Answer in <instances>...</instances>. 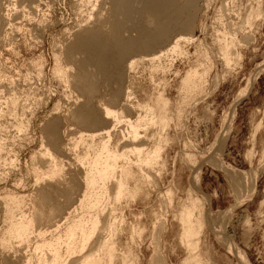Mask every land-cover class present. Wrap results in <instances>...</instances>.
<instances>
[{
	"label": "bare ground",
	"instance_id": "1",
	"mask_svg": "<svg viewBox=\"0 0 264 264\" xmlns=\"http://www.w3.org/2000/svg\"><path fill=\"white\" fill-rule=\"evenodd\" d=\"M204 1L74 0L71 6L74 17L70 21V14L57 20L53 18V8L59 2L65 6L66 0H0L2 43L9 34L7 27L12 30L20 13L30 20L37 13L45 17L34 28L38 33L37 44L42 47L45 34L66 24L61 40L52 34V71L62 81L63 91L58 93V104L50 111L51 118L44 127V139L59 156L49 148L38 154L41 160H47L46 166L41 161L44 168H40L41 162L38 167L39 157H32L34 181L40 187L34 194L30 193V204L22 192L3 190L5 227L0 231V264H132L134 259L129 263L133 257L131 249L123 239L129 234L133 238L139 230L129 223L126 211L130 207L125 202L142 194L145 182L151 179L149 170L162 158L164 145L160 142L172 121L181 116L180 112L176 117L171 115L170 101L162 91L155 98L142 101L136 89L141 87L143 73L149 74L151 84L158 79L162 82L178 60L190 57L188 48L198 41L192 32L196 10L201 11L210 2ZM237 1L225 0L221 5L222 29L221 26L216 29L220 57L227 69H232L240 60L237 36L243 34L244 27L252 23L255 15L252 8L245 13L241 27L235 25L236 28L232 23L228 29L227 24L231 22L226 24L225 18ZM205 55L209 60V55ZM36 67L34 78L41 84L43 63H37ZM201 68H204L203 74ZM210 68L203 63L191 68L180 83L181 91L187 96L200 93L207 84ZM50 93L48 100L52 101L57 94ZM16 100H11V110L18 105ZM63 131L79 135L72 147L69 143L61 144ZM1 132H4L2 125L0 135ZM3 136H0V165L5 161L7 142ZM13 184L22 190L27 186L22 179H16ZM195 201H190L191 206L183 209L179 219L182 241L188 249V256L181 264H208L198 251L203 228L195 216ZM36 233L38 238L32 241L31 236Z\"/></svg>",
	"mask_w": 264,
	"mask_h": 264
},
{
	"label": "rangeland",
	"instance_id": "2",
	"mask_svg": "<svg viewBox=\"0 0 264 264\" xmlns=\"http://www.w3.org/2000/svg\"><path fill=\"white\" fill-rule=\"evenodd\" d=\"M209 1L208 7L196 10L197 19L192 32L198 41L189 46L190 57L178 60L174 73L172 71L162 82L157 80L158 87L151 84L147 72L143 73L141 87L136 89L142 101L155 98L162 91L170 101L171 115L176 117L180 112L181 116L172 121L163 136L160 142L164 145L161 146L163 159L149 170L151 179L145 182L142 194L125 202L130 207L126 211L129 223L139 230L133 238L129 234V240L127 237L123 239L128 243L129 251L131 249L133 257L128 260L130 263L134 259L132 264L184 262L188 249L182 241L179 219L183 209L194 200H197L195 216L201 220L203 228L198 251L204 261L208 264H264V0H239L238 6H234L236 10L233 8L231 12L230 7V14L227 12L229 17L226 16L225 23L231 22L227 24L228 29L232 23L241 27L245 13L252 8L255 13L250 27L243 24V34L237 36L242 42L236 40L241 57L237 62L234 57L236 64L232 69L223 65L216 31L220 28L218 26L222 29L220 14L225 0ZM60 3L52 10L55 20L65 14L71 15V6L75 4L74 0H66L65 6ZM42 16L37 13L30 20L20 13L15 17L13 24H17L12 30L7 27L6 40L0 42V125L4 127L1 135L4 134L7 141L3 154L5 161L3 164L1 161L0 167L3 170L0 173L4 172V176L0 174L1 232L5 227L3 190L22 192L20 194L26 195V201H30V193L34 194L40 187L34 181L32 157H39L38 154L47 148L59 156L44 139V127L63 91L62 81L52 71V37L61 40L66 24H60L51 34H45L42 47L37 44L38 33L34 29L37 21L45 19ZM204 52L209 55V60ZM39 62L44 68L41 84L40 81L37 84L34 78ZM202 63L206 68L211 66L205 80L207 84L200 93L187 96L181 91L180 83L191 68ZM204 72L201 68L200 73ZM53 91H57V97L49 101ZM10 99L19 100L16 110H11ZM67 132L63 131L61 144L69 143L72 147L79 135ZM43 144H46L45 148ZM38 161L35 163H39L38 167L42 163V168L41 161L44 160L39 157ZM2 177L7 178L4 179L6 182ZM16 179L25 181L27 188L17 189L13 184ZM36 235L33 234L31 239L36 240Z\"/></svg>",
	"mask_w": 264,
	"mask_h": 264
}]
</instances>
